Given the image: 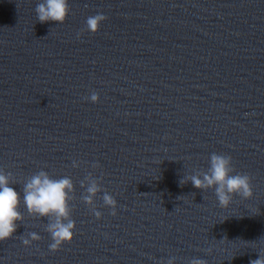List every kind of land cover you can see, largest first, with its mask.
I'll return each mask as SVG.
<instances>
[{
  "label": "water",
  "instance_id": "water-1",
  "mask_svg": "<svg viewBox=\"0 0 264 264\" xmlns=\"http://www.w3.org/2000/svg\"><path fill=\"white\" fill-rule=\"evenodd\" d=\"M38 2L0 0V169L22 217L0 264L264 257V0H68L61 24L40 23ZM97 13L106 18L89 33ZM212 153L250 177L249 198L220 207L212 191L178 183ZM40 170L73 185V238L55 252L49 218L23 203ZM91 180L100 191L86 205ZM31 231L40 240L26 247Z\"/></svg>",
  "mask_w": 264,
  "mask_h": 264
},
{
  "label": "clouds",
  "instance_id": "clouds-1",
  "mask_svg": "<svg viewBox=\"0 0 264 264\" xmlns=\"http://www.w3.org/2000/svg\"><path fill=\"white\" fill-rule=\"evenodd\" d=\"M36 19L40 23L53 21L61 24L69 12L68 0H40L35 5ZM101 13L89 16L85 20L86 30L95 33L99 24L105 20ZM81 32H77L79 38ZM88 99L95 103L98 100L96 92H92ZM73 167L77 163L73 162ZM190 181L192 186L201 191H212L218 206L227 207L234 196L249 198L252 195L250 177L247 174L234 173L231 157L212 153L208 158L206 170H193L186 174L178 183L183 185ZM12 174L0 169V241L7 240L16 230V221L20 220L18 211L20 194L12 187ZM72 181L68 176L52 178L49 174L40 170L27 178L23 183V203L29 215L48 217L50 222L45 231L49 234L51 242L48 249L55 252L62 244L70 243L73 238L75 222L70 218L68 206L69 195L72 190ZM100 191L95 180H91L86 188L87 195L83 197L86 205H91L93 197ZM103 205L112 210L115 215L116 200L112 195L104 192ZM95 218H100V212L92 209ZM38 233L28 232L26 237H21V243L29 246L32 242L39 241ZM175 257L167 260V264H174ZM189 264H206L202 259H192ZM249 264H264V257L259 256L251 260Z\"/></svg>",
  "mask_w": 264,
  "mask_h": 264
}]
</instances>
